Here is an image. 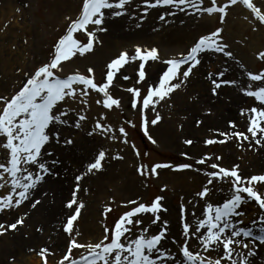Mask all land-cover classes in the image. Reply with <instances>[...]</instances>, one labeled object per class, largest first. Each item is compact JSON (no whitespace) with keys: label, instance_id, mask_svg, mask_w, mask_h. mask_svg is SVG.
Returning a JSON list of instances; mask_svg holds the SVG:
<instances>
[{"label":"rangeland","instance_id":"rangeland-1","mask_svg":"<svg viewBox=\"0 0 264 264\" xmlns=\"http://www.w3.org/2000/svg\"><path fill=\"white\" fill-rule=\"evenodd\" d=\"M192 2L195 3V0ZM209 2L210 0H205L202 6H207ZM81 3L82 0H0V95L10 96L20 85L22 76L15 71L16 67L21 68L22 72L30 71L41 61L47 60L52 45L66 29L68 21L64 17H74ZM254 3L264 7V0H254ZM138 6L143 7L140 5V0H130L128 10L121 16H107L104 24L107 31L99 33L101 43L95 44L94 49L83 56L76 54L67 62H62V70L59 74L61 76L75 72L83 74L90 66L94 69L95 81L103 82L107 62L117 56L121 50L127 51L130 56L134 55L135 45H140L142 51L145 48L156 47L160 59L145 62L146 76L139 83H137L138 60L126 62L114 77L113 83L109 85L110 94L114 98H119V108L113 106L112 109H105L102 104H96L95 100L102 99V96L90 90L85 113L88 119L82 123L80 129L73 130L66 127L62 130L64 136L71 135L74 138V144L68 147H55L53 155L47 156L46 153L45 158L47 161L54 159L60 161L53 167L59 170L57 181L62 188L64 187L65 193L61 195L63 207L76 183L74 176L81 172L85 173L79 181L80 189L77 190V200L83 201L84 206L77 221L74 222V231L79 233L76 237L79 242L88 243L98 240L103 235V227L112 226L114 220L132 206L122 203L123 201L136 200L137 203L150 204L154 197L159 195L164 197L161 201L163 208L158 213L160 221L150 225L152 214H140L138 218L142 220L143 225L149 226L151 234L158 232L161 222L167 220L169 238L162 243L168 251L176 252L177 245L172 244L171 238L175 237L177 240L181 238L180 204H184L185 219L192 225L194 219L202 217L203 206L207 202L218 203L227 197L228 185L220 181L214 184V187L220 190L212 191L207 199L196 196L205 185V171L212 170L209 167L212 163H218L226 168L237 165L240 174L248 177L264 173V156H259V148L253 151L248 148L247 142H240L241 146L237 147L235 138L219 142L222 138L214 131L217 128H205L208 123L205 120L221 116L222 121L227 123L226 130L220 129L221 132L246 129L248 113L242 116L240 109L259 106V102L240 90L241 96L235 101L236 104L234 100L229 101L236 93L233 89L234 85L221 86L219 94L225 95L226 102L220 96H213L210 92L208 73L219 70L226 73L224 78L229 79H233V75H236L240 82L239 88L247 87L249 84H253V87L258 86V82L249 81L242 72L246 70L259 72L260 69H264V60L255 55L258 50L264 49V31L262 33L261 29L252 31L249 22L244 19L245 16H249V10L243 5L240 7L248 12L246 15H243L241 8L230 6L223 24L215 13L197 15L187 8L181 12L171 6L161 5L150 8L145 14ZM133 12H136V16H132ZM163 12L175 14L166 16L168 23H163L157 19ZM140 15L145 16L143 21L138 19ZM251 19L252 17L249 16V20ZM215 27L223 28L224 40L234 56L223 57L219 53L207 52L208 60L203 59L186 83L171 94L170 100L161 101L155 106V112H158L162 119L154 126L150 123L147 125L149 135L156 140L155 144L151 143L141 128L140 112L131 106V94L127 88L138 87L141 93H144L148 84L158 82L159 74L166 66L163 61L185 51L195 38ZM74 35L82 43L86 42V34ZM25 39L27 43H24ZM13 44L16 45L15 48L12 47ZM203 57L204 54L201 55V60ZM241 63L245 65L244 69L240 68ZM123 75H127L129 79L123 80L121 78ZM229 88H232L233 92H230ZM218 100L224 104L219 105L221 109L216 106ZM206 108H210L211 112H205ZM101 112L105 113V118L101 122L113 126L111 134L117 135V139L110 140L99 134L88 135L94 126L93 122L101 119L99 116ZM153 115L151 109H145V117L148 120ZM198 119L201 121L199 125L195 123ZM129 120L132 121L131 124L128 123ZM229 120L234 121L235 129L230 128ZM121 126L125 128L126 137H119L118 129ZM208 138H216L217 142L204 144L203 141ZM124 139L128 143H125ZM186 139L191 140L192 143L185 144ZM132 145L135 146V150ZM101 148L106 152L102 160V169L88 172L87 164L92 162ZM137 151L140 153L139 156L136 155ZM182 152L187 153V156H182ZM205 153L210 156L207 164H196L195 161ZM216 156H220L221 159L216 161ZM165 162L191 163L193 167L183 170L158 168V174L155 176L151 174L144 176L136 171L138 165H146L150 169L154 163ZM254 183L262 185L257 190L264 194V182ZM85 188L87 191H84ZM8 190L0 189V195L6 194ZM56 196V189L48 191L37 207L35 212L37 218H41L40 215L46 212L42 208L50 207ZM26 204L27 201H24L19 206L0 210V224L4 226L13 223L17 218L23 219L22 225L7 230L14 232L13 235H19L23 241L21 246L4 240L7 231L0 234V264H42L38 255L41 247H48L52 253H55V255H46L47 264H56L68 239L58 225L62 217L69 214V210L64 207L55 218L51 231L40 226L41 220L28 223V219L23 215L29 209ZM108 205L110 211L105 215L103 208ZM241 209L244 215L235 217L241 221L238 226L249 224L248 227H252L251 221L257 220L258 213L261 212L258 205L253 200H245ZM246 209H253V212L248 213ZM193 211L195 217L192 215ZM257 223L261 221L257 220ZM138 227L134 226L133 230L137 231ZM38 228L42 231H38ZM173 228L175 234L171 232ZM30 231L35 234L32 239ZM257 231L258 235L259 229ZM254 237L255 235L240 239L252 244L256 243ZM190 250L201 251L195 239L191 240ZM83 252L84 249H74L73 256ZM233 255L236 256L238 253ZM262 255L264 256V246Z\"/></svg>","mask_w":264,"mask_h":264},{"label":"snow or ice","instance_id":"snow-or-ice-1","mask_svg":"<svg viewBox=\"0 0 264 264\" xmlns=\"http://www.w3.org/2000/svg\"><path fill=\"white\" fill-rule=\"evenodd\" d=\"M204 4L205 0H195V3L192 0H140V5L143 7H138L145 14L150 8L161 5L171 6L181 12L187 8L197 15L215 13L223 24L229 7L240 4L249 10L252 19L249 20V16H245L244 19L251 25L252 31L264 28V7L257 6L254 0H220V2L210 0L207 6H202ZM129 5L130 0H82L74 17H64L68 21L66 29L52 45L47 60L41 61L30 71L22 72L21 68L16 67L15 71L22 76L20 85L10 96L0 95V189H9L6 194L0 195V210L19 206L24 201H28L32 208L41 203V200L31 193L48 176L59 177L58 170L53 166L60 161L58 159L47 161L45 154L52 156L55 147H68L74 144V138L71 135L64 136L62 130L66 127L73 130L80 129L82 123L88 119L85 113L90 90L102 96V99L95 100L96 104H102L105 109H112L113 106L119 108V98H114L110 94L109 85L113 83L114 77L126 62L138 60L137 83H139L146 76L145 62L160 59L156 47L145 48L142 51L140 45H135L134 55L130 56L127 51L121 50L117 56L107 62L103 82L95 81L94 69L90 66L83 74L79 72L63 76L59 74L62 70V62H67L76 54L83 56L92 51L95 44L101 43L99 33L107 31L104 27L107 16L119 17L128 10ZM174 14L163 12L157 19L168 23L165 17ZM132 16H136V12H133ZM138 19L143 21L145 16L140 15ZM77 33L86 34V42L82 43L76 38L74 34ZM24 43H27L26 39ZM12 47L15 48L16 45L13 44ZM210 51L222 54L223 57L234 56L224 40L222 27H215L200 34L185 51L163 61L166 66L159 74L158 82L148 84L144 93H141L138 87L127 88L131 94V106L140 112L141 128L151 143L155 144L156 140L149 135L147 125L150 123L154 126L162 119L161 115L155 112V106L161 101L170 100L171 94L179 90L199 67L201 55ZM255 55L264 60V49L258 50ZM240 68L244 69L245 65L241 63ZM208 75L210 92L213 96L219 95L222 85L240 83L236 79L224 78L226 73L219 70ZM242 75L251 82H258V86L253 87V84H249L247 87L242 86L240 91L253 97L259 102V106L240 109L242 116L248 113L245 130L221 132L216 129L214 131L222 138L219 142L235 138L237 147L241 146L240 142H247L248 148L256 151L264 147V69H260L259 72L246 70ZM121 78L129 79L127 75ZM145 109H151L154 113L150 120L145 117ZM205 112L210 113L211 109L206 108ZM99 116L101 119L93 122L94 126L88 135L99 134L110 140L117 139V135L111 134L113 126L101 122L105 118V113L101 112ZM128 123L131 124L132 121L129 120ZM195 123L199 125L201 121L198 119ZM228 125L231 129L236 128L232 120L228 121ZM118 133L120 138L127 136L122 126L119 127ZM124 142L128 143L126 139ZM203 142L207 145L217 140L208 138ZM184 143L191 144L192 141L186 139ZM132 147L135 150V146ZM136 155L139 156L140 153L137 151ZM181 155L187 156V153L182 152ZM105 156V150L99 149L92 162L87 164V171L102 169V160ZM208 159L210 156L205 153L195 163L206 165ZM215 159L219 161L221 157L216 156ZM192 167L191 163L165 162L154 163L150 169L146 165H138L136 171L144 176L149 174L155 176L158 174V168L183 170ZM209 167L212 170L205 171V185L196 196L207 199L212 191L220 190L214 187L215 182L220 181L228 185L227 197L218 203L207 202L203 206L202 217L194 219L192 225L185 219L184 204H180L181 238L180 240L171 238L172 244L177 245L176 252L168 251L162 243L169 238L167 220L161 222L158 232L151 234L149 226L143 225L142 220L138 218L140 214H152L150 225L160 221L158 213L163 208L161 201L164 197L159 195L155 196L150 204L137 203L136 200L123 201L122 203L132 206L122 212L112 226L103 227V235L98 240L88 243L79 242L76 238L79 233L74 231V222L77 221L84 206L83 201L77 200V190L80 189L79 181L85 173L75 175L76 183L72 187L70 198L64 204L69 214H65L58 225L68 239L56 264H254L255 256L258 255V246H264V194L257 190L262 185H255L254 182H264V173L248 177L240 174L237 165L226 168L218 163H212ZM84 191L87 189L85 188ZM245 200H253L258 205L261 212L257 220L261 223L252 220V227L238 226L241 221L235 217L244 215L241 205ZM109 211L110 205L103 208V214L106 215ZM23 215L26 217L28 213L25 212ZM192 215L195 217L194 211ZM22 223L23 219L17 218L6 226L0 224V234L16 229ZM134 226H139L137 231L133 230ZM253 228L259 229V234L254 237L255 245L240 239V237H253ZM37 230L42 231L39 228ZM192 239L198 242L201 251L190 250ZM74 249H84V252L73 256ZM240 249H244V252ZM233 253L238 255L234 256ZM38 255L42 264H47L46 255H55V253H52L48 247H41Z\"/></svg>","mask_w":264,"mask_h":264},{"label":"bare ground","instance_id":"bare-ground-1","mask_svg":"<svg viewBox=\"0 0 264 264\" xmlns=\"http://www.w3.org/2000/svg\"><path fill=\"white\" fill-rule=\"evenodd\" d=\"M240 6L241 5L238 4V5L234 6V8L240 9L241 8ZM242 10H243L242 11L243 12V15H246L248 13L246 10H244V9H242ZM239 22L241 23V21H239ZM243 24L246 26V23L245 22H243ZM259 29H261V33L264 31V28H259ZM250 37L252 38L253 35H251ZM208 57L209 56H207V54L205 53L204 54V57L201 60V62L203 61V59H204V61H205V59L208 60ZM233 79H236V80L239 81V79L236 77V75H233ZM239 86H240V83L239 84H235L233 86V89L236 90V93L234 95H232L231 98H230V100H229V101H233L234 100V103L235 104H236L235 101L237 100V98H240V96H241V93L239 91L240 90ZM229 91L230 92H233L232 91V88H229ZM223 94H224V92H223ZM218 96H220V98L222 97L223 100L226 102L225 95L219 94ZM219 105H224V104H223L222 101H219L218 100V103L216 104V106H219ZM218 109H221V107L219 106ZM222 120H223V118L221 116L220 117H215V118L210 119V120H205V122H208L205 125V128H209V129L210 128H217L219 130L220 129L221 130H226L227 123H224ZM200 129H202V128H200ZM227 131H229V130H227ZM263 148H259L258 149V151H259L258 153H259V156L260 157L264 156V154H263L264 149ZM59 152H60V150H58V153ZM63 188L60 185V182L57 181V177L48 176L47 179H45L44 181L40 182L38 184L37 188L31 193L32 196L38 197L41 200V202H42L44 196L48 193V191L53 190V189H56L57 196H56L55 200L53 201V204L50 207H43L42 208V210H45L46 212L44 214L40 215L41 218H37L35 216V214H36L35 212H36L37 207L39 205L36 206L35 208H32V207H30L29 202L27 201V204H26L27 205V208L30 209V210L28 209V211H26L28 213V215L26 216V218L29 221L28 223H30V221H34V220H38V221L41 220L42 221V224L40 226H42L43 228L44 227L45 228H48V229H50L52 231V229L54 227V221L56 220L55 218L58 217V215L60 214V212H62L64 210L63 202L61 201V195L63 193H65V191L63 190ZM246 211L248 213H250V212H253V209H251V210H247L246 209ZM244 226H247L248 227L249 224L248 225H244ZM257 229L258 228H253V231H254L253 232V236L254 235H257V232H258ZM171 232L175 234V229L173 228L171 230ZM13 233L14 232L7 231V235H5L6 237L4 236V240L5 241H9L11 244L14 243V245L21 246L22 243H23V241L21 240V238L19 237V235H16V234L13 235ZM29 233H31L30 234V237L32 239L35 234L32 231H30ZM240 238H242V237H240ZM252 244L255 245L256 243H252ZM258 247H259L258 248V255L255 256L254 264H264V259H263L264 256L262 255L263 246H258ZM241 251L244 252V249H242Z\"/></svg>","mask_w":264,"mask_h":264}]
</instances>
